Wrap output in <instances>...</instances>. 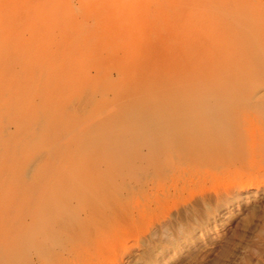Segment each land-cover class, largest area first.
<instances>
[{
  "label": "rangeland",
  "instance_id": "1",
  "mask_svg": "<svg viewBox=\"0 0 264 264\" xmlns=\"http://www.w3.org/2000/svg\"><path fill=\"white\" fill-rule=\"evenodd\" d=\"M0 264H264V0H0Z\"/></svg>",
  "mask_w": 264,
  "mask_h": 264
},
{
  "label": "bare ground",
  "instance_id": "2",
  "mask_svg": "<svg viewBox=\"0 0 264 264\" xmlns=\"http://www.w3.org/2000/svg\"><path fill=\"white\" fill-rule=\"evenodd\" d=\"M199 88V87H198ZM204 89V88H203ZM201 91V90H200ZM191 93V91H190ZM208 95V94H206ZM218 98V97H217ZM187 99V98H186ZM238 100V99H237ZM183 104V103H182ZM190 105V104H189ZM228 106V105H227ZM188 109V108H187ZM229 110V109H228ZM227 111V109H226ZM232 111V110H231ZM235 111V110H234ZM180 112V111H179ZM229 115V114H228ZM220 116V115H219ZM232 119V118H231ZM229 119L227 116H221L219 117L217 123H216V128L218 129L219 135L226 137L229 135L231 132L233 133L235 129V125L233 120ZM211 120V119H210ZM216 120V119H215ZM196 121V120H195ZM189 123V122H187ZM190 125V124H189ZM239 125V124H238ZM240 126V125H239ZM239 134V133H238ZM218 135V134H217ZM218 135V136H219ZM214 143V142H213ZM223 143V142H222ZM256 143V142H255ZM226 148V147H225ZM238 148V147H237ZM224 149V148H223ZM230 150V149H229ZM221 154V153H220ZM222 157V156H221Z\"/></svg>",
  "mask_w": 264,
  "mask_h": 264
}]
</instances>
